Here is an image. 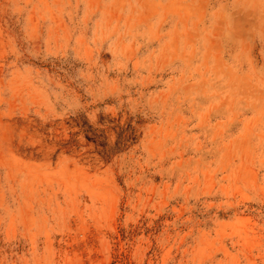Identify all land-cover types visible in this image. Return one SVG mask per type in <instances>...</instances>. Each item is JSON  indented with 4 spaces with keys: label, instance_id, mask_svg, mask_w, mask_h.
I'll return each instance as SVG.
<instances>
[{
    "label": "rangeland",
    "instance_id": "obj_1",
    "mask_svg": "<svg viewBox=\"0 0 264 264\" xmlns=\"http://www.w3.org/2000/svg\"><path fill=\"white\" fill-rule=\"evenodd\" d=\"M0 264H264V0H0Z\"/></svg>",
    "mask_w": 264,
    "mask_h": 264
}]
</instances>
